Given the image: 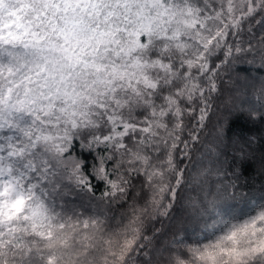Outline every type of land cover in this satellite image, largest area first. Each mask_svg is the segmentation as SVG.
Here are the masks:
<instances>
[{
  "label": "trees",
  "instance_id": "trees-1",
  "mask_svg": "<svg viewBox=\"0 0 264 264\" xmlns=\"http://www.w3.org/2000/svg\"><path fill=\"white\" fill-rule=\"evenodd\" d=\"M92 1L0 0V164L24 210L38 199L54 213L39 231L32 229L41 224L22 229L23 220L7 229L1 217L0 264H90L52 243L59 224L99 228L94 264H264V246L246 243L250 224L264 235V91L257 89L264 61L249 64L239 53L241 29L252 22L245 13L239 33L219 40L211 33L206 42L216 27L205 21L220 35L230 22L217 13L220 3L158 0L165 5L155 20L135 33L142 19L130 13V0H94L100 8ZM63 32L73 34L72 53L56 51ZM107 32L112 47L92 57L97 47L88 38ZM256 33L249 42L264 40ZM117 53L133 63L124 65L135 71L131 81L101 77ZM98 60L100 71L91 68ZM239 77L242 91L230 102L239 109L219 120L224 97L237 90L228 81ZM139 78L146 80L132 82ZM74 86L89 94L62 95ZM216 129L221 140L250 136L254 161L234 162L228 144L218 150L210 143ZM203 156L212 160L196 170ZM196 189L201 213L176 226Z\"/></svg>",
  "mask_w": 264,
  "mask_h": 264
},
{
  "label": "rangeland",
  "instance_id": "rangeland-1",
  "mask_svg": "<svg viewBox=\"0 0 264 264\" xmlns=\"http://www.w3.org/2000/svg\"><path fill=\"white\" fill-rule=\"evenodd\" d=\"M133 4V10L130 11L131 14L135 15V19H142L141 21L135 22V28L134 32L137 33L143 20L148 21V18L151 20H155L157 13L161 11L162 6H164V2L158 3V0H130ZM218 3H220V11H217V13L224 15L227 19L230 20L229 24L226 25L225 30L220 35V28L217 26V24L214 21H205L206 25H210L212 27L210 30H207V36L205 37L206 42H209V35L212 33L213 36H215L218 40L219 37L221 39H227L231 35H233L235 32H240V29L237 26V21L240 18V16L244 15L246 13L245 19L250 20L252 22L251 25H246L244 28L241 29V33H243L244 36V46L241 48V52H239L242 57H244L246 60H248V63L251 62H259L263 64L264 61V40L262 38H258L253 42H249L252 33H255L253 35L252 40L255 36H257L256 31H264V12H260V9L262 5L264 4V0H223V4L221 5V0H215ZM93 5L97 8H100L97 4L100 3V1H92ZM160 5V8L157 7ZM227 12L229 14H223V12ZM232 11H234L232 13ZM123 12H127V10L124 9ZM232 13V14H231ZM146 14V15H145ZM84 37V34H82ZM92 36V35H91ZM114 37L110 33L105 34H99L96 36H92L88 38L87 42H90L93 46H96V50L93 53L92 57H96L98 54L100 58L104 57L108 53V49L112 47L111 39ZM63 42L60 44L58 48H56V51H62L64 53H72L74 51L73 47V34L72 33H64L62 35ZM115 42L117 41V38L114 39ZM259 43V48L254 45L255 42ZM136 40L134 41V43ZM124 44H127V41L123 42ZM205 44V43H204ZM246 47H251L248 52H244ZM122 51L125 50V45L121 46ZM117 57L119 58V61L114 64H108V67L106 70L103 71V74L101 75L102 78H104L106 81H111L113 79H117L118 77H123L126 81H131L130 77L134 75V69H127L125 66H129L133 63H128L125 61L122 54L117 53ZM257 60V61H256ZM56 64V62H54ZM121 64V65H120ZM88 65V64H87ZM102 64L100 61H96L94 66H91L92 69L96 71H100V66ZM264 65V64H263ZM60 71H63L64 68L59 67ZM139 80H146V79H134L132 82H136ZM263 84L259 86L257 89L264 91V78ZM228 83L231 86H234L233 88H237V90H233L231 94H227L222 102V106H225L221 111H219V120H223L224 117H230L232 116L236 111H238L239 107L238 105H231V100L234 98H238L237 93L242 91V84H244L243 78H233V80H229ZM254 86H257L258 80H255L252 82ZM75 88V90H73ZM74 88H67L63 91L62 95L65 97H75V96H81L82 99L88 95L89 93L86 92L81 87ZM23 91V87L21 89ZM259 93V99H263L262 92ZM75 101V100H74ZM83 110L79 112L73 111V114L71 116H76L77 114H82ZM264 130V128H263ZM123 130H114L113 134L121 133ZM219 129H216L215 136L211 139V142L216 143V146L218 150L223 149L226 144L231 146L230 149V155L234 162H242V161H254L250 157V153H248V148H250V142L253 143V141L250 139V136L245 135V139L243 141H239L236 139L235 135L233 134L228 140H221L219 135ZM49 136H52V134L49 132ZM250 141V142H249ZM210 143H207L206 146L210 145ZM208 149V147H207ZM240 150V152H239ZM242 151V153H241ZM244 151V153H243ZM241 153V154H240ZM211 156H203L202 158H199L196 163V170L200 169L204 165L207 166V163L211 161ZM0 158V163H1ZM227 160H224V162ZM224 162H221V165L224 164ZM204 166V167H205ZM256 169L259 170L260 167L258 163L256 162ZM200 173V172H197ZM201 174V173H200ZM192 185V183H190ZM196 187V184H194ZM202 190V187H201ZM203 191V190H202ZM200 190L197 191L193 190L191 192V195L187 197L185 200H183V203H181L180 206V214L178 217L173 220V223L178 226V221L180 218H185L186 216L190 215H196L201 213V209L199 206V202L196 201L195 197H198V194L202 192ZM264 191V188H263ZM204 192V191H203ZM206 192V191H205ZM22 195L17 190L15 185L11 182L10 178H7V176L2 171V166L0 164V204L2 209H0V219L1 217H6L7 223V229H16L20 227V221H24V225L22 229L28 228V227H36L38 224H41L39 227L32 229L39 231L43 227L44 224L42 222L46 221L47 219H51L54 216V213L52 211L49 212V209L47 207V204L44 202H40V200L36 199V203H33L30 205V207H26L27 209L24 210L25 207H23L22 202ZM206 199V198H205ZM80 204L87 207V205L83 201H78ZM210 200L206 199L205 204H209ZM6 203V204H5ZM22 204V205H21ZM207 204V205H208ZM21 207V209H20ZM208 207V206H207ZM4 208V209H3ZM90 209H92L90 207ZM94 212H96L98 209L94 208L92 209ZM4 211V212H3ZM18 213H22L21 219L17 218ZM46 218V220L42 221V219ZM41 222V223H40ZM9 225V226H8ZM250 227L252 230L249 232L247 236V242L253 244L252 249L255 251L257 248L264 246V235L261 232L260 227H254L252 224H250ZM99 228H96L93 232L88 229H84L82 231H77L74 228V225H60L53 229L59 236V239H55L52 241V243L56 246H58L63 253H66L68 255L73 253V258H77V254H80L81 260L86 261L90 264L100 262L101 256H100V244L102 240V234L101 232H97L96 230ZM166 242H164L165 244ZM96 247H95V245ZM73 259V260H74ZM97 261V262H95Z\"/></svg>",
  "mask_w": 264,
  "mask_h": 264
}]
</instances>
